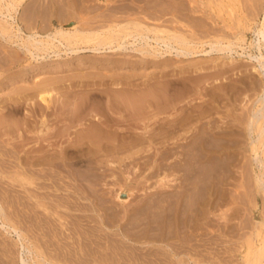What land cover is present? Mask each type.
<instances>
[{
  "label": "rangeland",
  "instance_id": "obj_1",
  "mask_svg": "<svg viewBox=\"0 0 264 264\" xmlns=\"http://www.w3.org/2000/svg\"><path fill=\"white\" fill-rule=\"evenodd\" d=\"M263 5L264 0H23L16 18L26 34L31 18L50 30L79 23L99 31L134 18L165 30L163 37L184 34L198 44L233 46L188 59L170 53L144 57L128 44L115 52H87L78 65L41 74L44 83H55L35 88L32 78L12 80L35 62L0 38V264H23L22 258L26 264H245L247 252L264 237V191L256 184L263 170L252 161L245 123L262 89L261 75L253 71L257 62L248 56L259 54L254 31L263 21ZM42 89L52 91L49 109L39 107L36 94ZM122 99L131 102L123 114L117 110ZM77 105L86 107L83 113H72ZM95 118L111 127L106 142L123 137L140 143L105 145L97 133L93 142H84ZM208 130L221 132L217 141L223 145L210 150L206 171L200 157Z\"/></svg>",
  "mask_w": 264,
  "mask_h": 264
},
{
  "label": "bare ground",
  "instance_id": "obj_2",
  "mask_svg": "<svg viewBox=\"0 0 264 264\" xmlns=\"http://www.w3.org/2000/svg\"><path fill=\"white\" fill-rule=\"evenodd\" d=\"M19 2V3H17ZM219 2V1H218ZM23 3V0H0V38L2 40L5 41V43H10L14 46H16V48H18L19 50H24V52H26L27 54H29L30 58L33 60V62H35V64L31 67L29 71H27V73L23 72V73H16L12 76V80L15 79H19L25 81L26 78H32L33 82L35 83V88H44L45 86H50V84L52 85L53 83H55V81H49L48 84L44 83V81H41L40 79V75L49 71H58L61 68H65L68 66H74L75 64L78 65V63H80V55L81 54H85L87 52H92V53H96V54H100V53H107V52H115V51H119L122 49H127V46H124L126 44L130 45V46H135L138 47L137 49H135V51L137 53H139L140 55L144 56V57H152V58H160L162 57L164 54L166 53H170V54H174L176 57L179 58H184V59H188V58H194L197 56V54H202V53H210L213 51H217V52H230L232 51V46L233 43L232 42H228V44L223 45L220 41H215V42H209L207 44L204 42H200L198 43H194L190 40H188V38H186V36H181V35H176L175 33H171L169 34L167 37H163L161 36V34H163L164 32H166L163 29H160V27L157 28H152L147 26L146 24H144L143 22L145 21L144 19L142 20L143 22H140L137 19H132V20H128L127 22L123 23H117L114 25H106L107 28L104 30H94V29H89V28H84L79 27L78 24L75 26H72L68 29H64L63 26L62 27H57L53 30L49 29V25L48 27L43 26L42 24H35L34 22L30 23V21L27 23V34L24 33L22 31V27L18 25L17 23V18L16 15L18 14V6L21 5ZM55 4V3H54ZM66 5V4H65ZM64 5V7H66ZM51 7V4L48 5ZM47 6V8L49 9V7ZM37 7V6H36ZM71 8V6H69ZM43 8V7H42ZM46 8V7H45ZM46 8V9H47ZM28 9V8H27ZM35 9V8H33ZM45 9V10H46ZM58 9V8H57ZM76 9V8H75ZM74 9V10H75ZM119 9V8H118ZM128 8H126L127 10ZM193 9V8H192ZM36 10V9H35ZM121 10V9H120ZM125 10V9H124ZM194 10V9H193ZM43 11V10H42ZM49 11V10H48ZM52 11V10H50ZM28 12H31L28 9ZM76 13V12H75ZM78 14V13H77ZM28 15V14H27ZM65 17V15H63ZM62 16V17H63ZM262 16H263V21L260 25L259 28H257L254 33L257 37V40L255 41L257 44V48L259 50V54L258 55H251L249 54V59L254 60L257 62V66L254 67L253 71H257L259 72V74L261 75V82H260V86H261V92L260 95L257 97V99L253 102V104L255 105V108L253 107L250 111H249V115L247 116L246 119V124H247V131H248V135L251 138V149L254 155V158L252 161L255 162V166H258V168H261L263 170V172H261L260 174L256 175V184L259 190L264 191V54L261 52V48L263 46L264 48V5L262 8ZM31 17V15H30ZM29 17V18H30ZM61 17V16H60ZM77 17V16H76ZM110 17V16H109ZM108 17V18H109ZM120 17V16H119ZM56 18H58V15H56ZM71 18V17H70ZM79 18V17H78ZM117 18V17H114ZM19 19V17H18ZM49 19V17H48ZM65 19V18H64ZM81 19V18H80ZM110 21L112 20V17L109 18ZM149 20L151 18H148ZM60 20H63L60 19ZM82 20V19H81ZM114 20V19H113ZM112 20V21H113ZM122 20V19H121ZM125 20V19H124ZM123 20V22H124ZM86 21V20H85ZM83 19V22L85 24H89L88 22H85ZM106 21V18H105ZM120 21V20H119ZM19 22V21H18ZM82 22V23H83ZM107 22V21H106ZM117 22V21H116ZM20 23V22H19ZM64 23V22H63ZM21 24V23H20ZM81 24V23H80ZM111 24V23H109ZM74 25V24H73ZM100 25V24H99ZM153 25V24H152ZM88 26V25H86ZM91 26V25H90ZM159 26V25H157ZM93 27V26H92ZM164 27V26H163ZM91 28V27H90ZM96 28V27H95ZM104 28V27H103ZM52 29V28H51ZM98 29V28H97ZM42 31V32H41ZM176 31V30H175ZM178 32V31H177ZM181 32V31H180ZM149 33H152L154 36L150 37ZM186 35V34H185ZM188 37V35H187ZM192 37V36H191ZM189 37V39L191 38ZM193 38V37H192ZM192 40V39H191ZM194 40V39H193ZM215 40V39H213ZM221 40V39H219ZM18 41L20 43H18ZM86 43V42H94V46L93 47H85V48H81L78 47V44L80 43ZM173 42L175 43V45H177V47L175 45H173ZM199 42V41H198ZM117 43V45L115 46V48H113V44ZM205 46H209V51H207L206 49H203ZM13 47V46H11ZM198 48H202V50H198ZM64 52V54L66 56H70L72 55L73 57H79L77 60L73 61V57H68L67 59H63L61 53ZM25 53V54H26ZM55 57V59H53L52 63L47 64L45 59L46 58H52ZM84 58V57H83ZM88 59V58H87ZM82 60V59H81ZM145 59L141 60L144 61ZM84 61V60H83ZM156 61V60H155ZM161 61V60H160ZM97 64L95 62H91L90 60L87 61V64ZM121 63V62H120ZM15 73V72H14ZM113 74V73H112ZM12 75V74H11ZM89 75V74H88ZM40 76V77H39ZM75 76V75H74ZM84 76V75H83ZM86 76V75H85ZM90 76V75H89ZM106 76V75H102ZM129 76V75H128ZM134 76V75H133ZM132 76V77H133ZM64 77V76H63ZM67 77V76H66ZM73 77V76H72ZM91 77V76H90ZM108 77V76H107ZM130 77V76H129ZM9 78V76H8ZM69 78V77H68ZM83 78V77H82ZM47 79V78H45ZM57 79V78H56ZM115 79V78H114ZM49 80V79H48ZM47 80V81H48ZM62 80V79H61ZM68 80V79H67ZM150 81V80H149ZM254 81V80H253ZM132 82H134L132 80ZM156 82V81H155ZM162 82V81H161ZM65 83V82H64ZM125 83V82H124ZM123 83V84H124ZM171 83V82H170ZM257 83V82H255ZM104 84V83H103ZM120 84V83H118ZM130 82L126 83L124 85L126 86H130ZM135 84V83H134ZM145 84V82H144ZM151 84V83H150ZM161 84V83H160ZM259 84V83H258ZM59 85V84H58ZM123 85V86H124ZM133 85V83H132ZM64 86V85H62ZM136 86V85H135ZM134 86V88H135ZM254 86V85H253ZM119 87V86H118ZM132 87V86H131ZM130 87V89H132ZM157 87V86H156ZM168 87V86H167ZM21 88V87H19ZM63 88V87H62ZM111 88V87H110ZM129 88V87H128ZM138 88V87H136ZM164 88V85H163ZM22 89V88H21ZM125 89V87H124ZM154 89V88H153ZM30 90V88H29ZM48 90V89H47ZM46 89H42L39 91L38 95V99L40 101L39 103V107L40 109H43L42 106H44V108L49 109L50 108V91H47ZM158 90V88H157ZM123 91V90H122ZM121 91V92H122ZM133 91V90H132ZM50 92V93H49ZM116 92V91H115ZM126 92V91H125ZM155 92V91H154ZM130 93V92H128ZM135 93V92H134ZM156 93V92H155ZM28 94V93H27ZM31 94V93H30ZM118 94V93H117ZM131 94V93H130ZM154 94V93H153ZM91 95V94H90ZM95 95V93H94ZM99 95V94H97ZM110 95V94H109ZM100 96V95H99ZM115 96V95H114ZM131 96V95H130ZM25 97V96H24ZM29 97V96H28ZM102 97V95H101ZM125 97V96H124ZM129 97V96H128ZM17 98V97H16ZM19 98V97H18ZM22 98V97H21ZM31 98V97H30ZM75 98V97H74ZM100 98V97H99ZM155 98V97H154ZM79 99V98H78ZM103 99V98H102ZM120 99V98H118ZM124 99V98H123ZM122 99V100H123ZM53 100V99H52ZM86 100V99H84ZM83 100V101H84ZM99 100V99H98ZM104 100V99H103ZM38 101V102H39ZM56 101V100H55ZM95 101V99H94ZM98 102V101H97ZM100 102V101H99ZM115 102V101H114ZM113 102V103H114ZM127 104H126V103ZM123 100V103H119V105L117 106V110L119 113H124L127 109L126 105H130V103L128 104L127 101ZM133 102V100H132ZM140 102V101H139ZM138 102V104H140ZM170 102V101H169ZM26 103V102H25ZM30 103V102H29ZM42 103V104H41ZM56 103V102H55ZM60 103V102H59ZM105 103V102H104ZM103 103V104H104ZM135 103V102H134ZM38 104V103H36ZM54 104V102H53ZM72 104V103H71ZM75 104V103H74ZM77 104V103H76ZM87 106L88 103L86 102ZM90 104V103H89ZM137 104V103H136ZM153 104V103H152ZM164 104V103H163ZM25 105V104H24ZM33 105L34 102H33ZM62 105V104H61ZM85 105V104H83ZM82 105V106H83ZM134 104L132 103V106ZM143 105V104H142ZM258 105V106H257ZM54 106V105H53ZM58 106V104H57ZM68 106V104H67ZM114 106V105H113ZM135 106V105H134ZM133 106V107H134ZM69 107V106H68ZM72 107V106H71ZM84 107V106H83ZM105 107V106H103ZM112 107V106H111ZM116 107V105L114 106ZM136 107V106H135ZM140 107V106H139ZM148 107V106H147ZM56 108V107H55ZM75 108V109H74ZM72 108V113H76L78 110H82L84 111L86 109V107L82 108L80 105H77V107ZM89 108V107H88ZM138 108V107H137ZM146 108V107H145ZM144 108V109H145ZM15 109V108H14ZM34 109V108H33ZM38 109V108H37ZM52 109V108H51ZM109 108H107L108 111ZM148 109V108H147ZM146 109V110H147ZM155 109V108H154ZM159 109V107L157 108ZM59 110V109H58ZM70 110V109H69ZM111 110V108L109 109ZM161 110V109H159ZM79 111V112H80ZM81 111V112H82ZM91 111V110H90ZM104 111H106L104 109ZM116 111V110H115ZM130 111V110H129ZM132 111V109H131ZM151 111V110H150ZM155 111V110H154ZM153 111V113H154ZM45 112V111H44ZM50 112V111H49ZM58 112V111H57ZM64 112V111H63ZM66 112V111H65ZM114 112V111H113ZM128 112V110H127ZM143 112V111H142ZM83 113V112H82ZM108 113V112H107ZM111 113V112H110ZM116 113V112H115ZM118 113V114H119ZM60 114V113H59ZM72 114V115H73ZM77 114V113H76ZM132 114V113H131ZM148 114V113H147ZM152 114V113H151ZM71 115V116H72ZM90 115V114H89ZM93 115V114H91ZM105 115V113H104ZM115 115V114H114ZM126 115V113H125ZM124 115V116H125ZM143 115V114H142ZM150 115V114H148ZM106 116H108V114H106ZM141 116V115H140ZM145 116V115H144ZM147 116V115H146ZM153 116V115H152ZM66 117V116H65ZM69 117V116H68ZM75 117V116H74ZM94 117V116H93ZM96 117V116H95ZM111 117V116H110ZM116 117V116H115ZM120 117V116H119ZM118 117V118H119ZM72 118V117H71ZM70 118V119H71ZM79 118V117H78ZM91 118V117H90ZM107 118V117H106ZM105 118V119H106ZM121 118V117H120ZM123 118V116H122ZM192 118V117H191ZM68 119V118H67ZM75 119V118H74ZM77 119V116H76ZM109 119V118H108ZM112 119V118H111ZM127 119V118H126ZM92 120V119H90ZM99 118H95V122L97 121V124L95 123V125L90 128L87 129L85 135L83 137H81V139L84 141L86 139H88V141L93 142L94 140L91 138L92 133H94L93 135H99V139L100 143L103 144L106 142L107 138V132L108 130H110V128H108L106 125H104L105 121H103V119L100 121L99 124ZM114 120V118H113ZM129 120V118H128ZM131 120V119H130ZM150 120V119H149ZM69 121V120H68ZM85 121V120H84ZM119 121V119H118ZM124 121V120H123ZM148 121V120H147ZM16 122V121H15ZM74 122V121H73ZM93 122V121H92ZM113 122V121H112ZM115 122V121H114ZM120 122V121H119ZM127 122V121H126ZM27 123V122H26ZM44 123V122H43ZM103 123V124H101ZM110 123V122H109ZM122 123V122H121ZM82 124V123H81ZM130 124V123H128ZM132 124V121H131ZM137 124V122H136ZM140 124V123H139ZM146 124V122H145ZM144 124V125H145ZM87 125V124H85ZM110 125V124H109ZM142 125V126H144ZM171 126V123L169 124ZM26 126V125H25ZM88 126V125H87ZM104 126V127H103ZM114 126V124H113ZM156 126V125H155ZM43 127V126H42ZM85 127V126H84ZM172 127H174V124L172 125ZM212 127V126H211ZM214 127V126H213ZM232 127V126H231ZM144 128V127H143ZM164 128V127H163ZM170 128V127H169ZM82 129V128H80ZM168 129V128H167ZM174 129V128H173ZM213 129V128H212ZM44 130V129H43ZM153 130V129H152ZM172 130V129H171ZM84 131V129H83ZM157 131V130H155ZM170 131V130H169ZM168 131V132H169ZM227 131V130H226ZM234 131V130H233ZM240 131V130H239ZM111 132V131H110ZM113 132V131H112ZM121 132V131H120ZM146 132V131H145ZM151 132V130H150ZM149 132V133H150ZM153 132V131H152ZM167 132V131H166ZM174 132V131H173ZM5 133V132H4ZM48 133V132H47ZM47 133L45 135H47ZM84 133V132H83ZM91 133V134H90ZM97 133V134H95ZM118 133V132H117ZM116 133V134H117ZM126 133V132H125ZM130 133V132H129ZM221 132H218L215 130V132L213 133L212 131L210 132L209 130L207 131V136H204L202 144H201V148H202V161L200 162L202 164H205L206 166V171H208V167H209V159H211V155H210V150L214 147L216 148V150L220 151V146L218 144H222L219 143V140L217 141V139H219ZM115 134V133H114ZM146 134V133H145ZM153 134V133H152ZM204 134V133H203ZM223 134V133H222ZM221 134V135H222ZM254 134V135H253ZM43 135V134H42ZM44 135V136H45ZM69 135V133H68ZM92 135V136H93ZM111 135V134H110ZM206 135V134H205ZM231 135V134H230ZM23 136V135H22ZM26 136V135H25ZM39 136V134H38ZM64 136V134H63ZM78 136V135H77ZM116 136V135H115ZM152 136V135H151ZM236 136V135H235ZM94 137V136H93ZM98 137V136H97ZM110 137V136H109ZM120 137V136H119ZM127 137V136H126ZM130 137V136H129ZM136 137V136H135ZM134 137V138H135ZM254 137V138H253ZM43 138V136H42ZM62 138V137H61ZM106 138V140H104ZM121 138V137H120ZM132 138V136H131ZM149 138V137H148ZM154 138V137H153ZM222 138V137H221ZM236 138V137H235ZM41 139V137H40ZM45 139V138H44ZM74 139H77L76 137L73 138V140L71 139V141H69L68 146L71 147L73 146V144L77 141H75ZM128 139V138H127ZM156 139V138H155ZM249 139V138H248ZM144 140V139H142ZM153 140V139H152ZM200 140V141H201ZM222 140V139H221ZM232 140V139H231ZM26 141V140H25ZM24 141V142H25ZM156 141V140H154ZM217 141V142H216ZM237 141V140H236ZM250 141V140H249ZM81 142V141H80ZM85 142V141H84ZM83 142V143H84ZM111 144H113V146H117V147H124L125 145H136L139 142V140H122L120 139H116L114 137V139L110 140ZM109 141L106 143H110ZM216 142V143H215ZM79 143V142H78ZM105 143V145H106ZM143 143V142H142ZM156 143V142H155ZM218 143V144H217ZM227 143V142H226ZM237 143V142H236ZM88 144V143H87ZM198 144V143H197ZM235 144V143H234ZM109 145V144H108ZM140 145V144H139ZM138 145V146H139ZM200 145V144H199ZM223 145V144H222ZM39 146V147H38ZM38 148H40V144H38ZM102 146V145H101ZM104 146V145H103ZM145 146V145H144ZM235 146V145H234ZM129 147V146H128ZM137 147V146H135ZM200 147V146H199ZM236 147V146H235ZM103 148V147H102ZM213 148V149H214ZM228 148V147H227ZM118 149V148H117ZM122 149V148H119ZM118 149V150H119ZM222 149V148H221ZM39 150V149H38ZM66 150V149H65ZM214 150V151H216ZM120 151V150H119ZM212 151V150H211ZM217 151V152H219ZM68 154V153H67ZM232 155V154H231ZM219 153L216 158H219ZM237 156V155H236ZM235 156V157H236ZM89 157V156H88ZM230 157V156H229ZM225 158V157H224ZM69 159V157H68ZM88 159V158H87ZM90 159V158H89ZM222 159V158H220ZM64 161V160H63ZM211 161H215L214 159H212ZM220 161L219 162V166L221 165V160H217ZM216 162V161H215ZM204 166V167H205ZM89 171V170H88ZM205 175V174H204ZM207 177V176H206ZM209 178V177H207ZM206 178V179H207ZM208 180V179H207ZM206 183V182H205ZM206 185V184H205ZM208 186V185H207ZM206 187V186H205ZM211 188V187H209ZM209 190V189H208ZM1 206H0V211H1ZM3 212V211H1ZM4 225V224H3ZM259 226V225H258ZM259 228V227H258ZM257 230V229H256ZM18 231V230H17ZM257 232V231H256ZM15 233V231H14ZM256 235V234H255ZM251 237L249 236V239ZM249 241V240H248ZM247 242V241H246ZM241 248V247H240ZM28 252V251H27ZM247 258H246V263L245 264H264V237L262 238V241L260 243V246H257L256 248H251V250L249 252H247ZM21 262L23 264H26V261L22 258Z\"/></svg>",
  "mask_w": 264,
  "mask_h": 264
}]
</instances>
